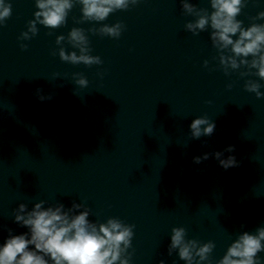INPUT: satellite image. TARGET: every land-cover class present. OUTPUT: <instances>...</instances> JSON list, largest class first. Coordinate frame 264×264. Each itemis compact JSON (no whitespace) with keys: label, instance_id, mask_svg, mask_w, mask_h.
I'll return each mask as SVG.
<instances>
[{"label":"water","instance_id":"1","mask_svg":"<svg viewBox=\"0 0 264 264\" xmlns=\"http://www.w3.org/2000/svg\"><path fill=\"white\" fill-rule=\"evenodd\" d=\"M11 2L12 16L0 26V245L8 228L28 231L13 222L12 210L40 200L45 207L83 203L92 221L135 225L131 264H185L168 255L173 227L213 241L215 264L240 232L264 226V97L244 87L256 80L264 93V80L242 77L244 68L225 75L210 30H185L195 18L180 0H141L100 23H77L76 4L65 26L37 25L30 40L18 38L34 19L35 0ZM190 2L211 11L209 0ZM260 11L264 0H248L237 18L244 27L264 23L251 19ZM117 22L126 26L118 39L87 31ZM72 27L85 29L102 64L60 60L61 46L75 50L67 43ZM74 73L88 80L86 88ZM37 89L51 99L41 101ZM201 116L215 131L190 139V124ZM215 152L235 156L238 166L225 170L212 155L194 162Z\"/></svg>","mask_w":264,"mask_h":264},{"label":"clouds","instance_id":"2","mask_svg":"<svg viewBox=\"0 0 264 264\" xmlns=\"http://www.w3.org/2000/svg\"><path fill=\"white\" fill-rule=\"evenodd\" d=\"M140 2L141 0H35L38 10L34 12V19L28 21L27 31L22 32L18 39H32L38 34L37 25L48 29L65 26L69 12L76 4L81 5L82 13L77 23H100L110 14L127 11ZM180 3L183 13L195 18L185 24L186 31L199 35L210 30L209 38L217 50L219 65L225 75L244 68L246 71L240 72L242 77L255 75L264 80V23L253 22L244 27L243 21L237 18L247 6L248 0H209L211 11L198 8L190 0H180ZM11 16V0H0V26ZM251 19L264 20V11L258 12ZM125 27L122 22H117L113 25L102 24L99 28L92 27L87 31L118 39ZM65 39L64 35L57 36L56 44L62 45ZM67 43L75 50L67 52L61 46L58 50L61 61L89 67L103 63L99 56L91 54L85 29L72 27L67 35ZM20 47L26 50L28 45L22 43ZM208 64L209 61L205 60L204 66L207 67ZM73 77L76 85L81 88L88 86V80L82 74L74 73ZM228 87L231 88V85ZM244 87L246 91L255 93L258 99L264 97V93L260 91L262 85L258 81L247 80ZM40 91L37 89L41 101L51 99V96L40 95ZM215 127V122L207 116L195 118L190 124V139L211 136ZM234 150V146L229 145L224 151L231 153ZM209 155L214 156L225 170L238 166L235 156L223 158V152L205 153L202 157H194V162L199 164L202 160H207ZM46 203L40 200L30 210L27 204L20 203L12 210L13 222L28 231L14 235L12 229H7L9 235L0 245V264H131L133 253L129 249L132 248L135 225L126 224L117 217H109L103 223L92 221L89 219L91 210L85 204L75 201L67 208L60 202L45 207ZM170 240L169 256L175 252L185 264H213V241L201 243L197 239H189L184 227H173ZM262 252L264 226L257 227L254 233L240 232L215 264H264V257L259 255ZM159 264H165V261L160 260Z\"/></svg>","mask_w":264,"mask_h":264}]
</instances>
